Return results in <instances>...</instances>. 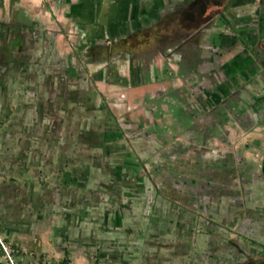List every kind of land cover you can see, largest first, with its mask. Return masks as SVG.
<instances>
[{
	"label": "crops",
	"instance_id": "obj_1",
	"mask_svg": "<svg viewBox=\"0 0 264 264\" xmlns=\"http://www.w3.org/2000/svg\"><path fill=\"white\" fill-rule=\"evenodd\" d=\"M41 1L0 3L17 264H264V0Z\"/></svg>",
	"mask_w": 264,
	"mask_h": 264
},
{
	"label": "built area",
	"instance_id": "obj_2",
	"mask_svg": "<svg viewBox=\"0 0 264 264\" xmlns=\"http://www.w3.org/2000/svg\"><path fill=\"white\" fill-rule=\"evenodd\" d=\"M0 250L2 252L5 264H17L14 258L15 249L9 245L0 234Z\"/></svg>",
	"mask_w": 264,
	"mask_h": 264
},
{
	"label": "rangeland",
	"instance_id": "obj_3",
	"mask_svg": "<svg viewBox=\"0 0 264 264\" xmlns=\"http://www.w3.org/2000/svg\"><path fill=\"white\" fill-rule=\"evenodd\" d=\"M2 1L4 2V0H0V3ZM26 1L28 3H30V4H35V5H39V4L41 5V3H42L41 0H14V5L17 6L18 5L17 2H22L23 3V2H26ZM66 37H68V36H66ZM0 264H5L1 250H0Z\"/></svg>",
	"mask_w": 264,
	"mask_h": 264
}]
</instances>
